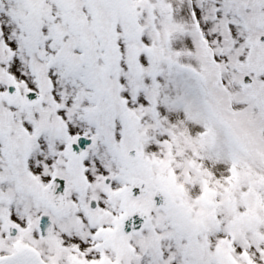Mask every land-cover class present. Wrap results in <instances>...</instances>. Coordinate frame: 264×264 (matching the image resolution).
<instances>
[{
  "label": "snow or ice",
  "instance_id": "obj_1",
  "mask_svg": "<svg viewBox=\"0 0 264 264\" xmlns=\"http://www.w3.org/2000/svg\"><path fill=\"white\" fill-rule=\"evenodd\" d=\"M0 264H264V0H0Z\"/></svg>",
  "mask_w": 264,
  "mask_h": 264
}]
</instances>
